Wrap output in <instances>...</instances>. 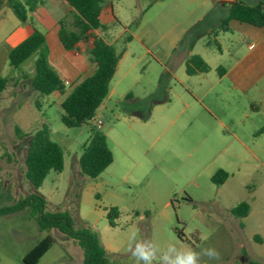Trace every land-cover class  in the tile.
<instances>
[{"label": "rangeland", "instance_id": "374dc122", "mask_svg": "<svg viewBox=\"0 0 264 264\" xmlns=\"http://www.w3.org/2000/svg\"><path fill=\"white\" fill-rule=\"evenodd\" d=\"M110 1L119 23L108 33L122 37L116 48L124 37H151L152 43L181 32L183 47L189 43L209 71L187 76L183 66L174 70L180 80L176 81L159 73L149 55L143 57L131 70L139 79L130 91L133 99L111 97L102 112L96 110L112 162L89 179L77 172V158L91 124L65 127L60 121L63 96L40 94L30 87L34 56L18 68L7 66L0 72L8 79L0 98V208L26 194H38L47 211H67L75 228L93 230L110 261L118 264H139L128 251L132 232L155 241L162 251L170 243L196 251L213 247L221 259L210 264H264V151L257 152L253 136L264 125V115L252 110L259 100L258 84L243 83L235 90L230 76L217 74V67L226 71L247 52V42L258 49L264 26L231 20L230 30L216 36L218 52L203 43L206 29L227 14L228 6L220 5L221 0ZM20 25L44 36L52 33L35 14ZM12 29L11 23L3 22L0 37ZM132 45L139 46L136 40ZM262 56L264 62V51ZM42 123L62 148L64 167L59 173L50 171L34 189L24 178L28 137L18 138L14 128L29 135ZM217 169L228 173L219 186L210 182ZM239 202H246L249 212L235 218L230 209ZM110 207L119 212L114 227L106 220ZM46 235L54 242L38 264H81V250L73 241L53 229L40 231L26 211L0 215V264H22L26 252Z\"/></svg>", "mask_w": 264, "mask_h": 264}, {"label": "trees", "instance_id": "16d2710c", "mask_svg": "<svg viewBox=\"0 0 264 264\" xmlns=\"http://www.w3.org/2000/svg\"><path fill=\"white\" fill-rule=\"evenodd\" d=\"M73 9L72 28L68 29L64 21L58 22V40L66 51L74 49L77 42L93 37L90 50V59L95 63L94 72L71 87L67 92L63 82L59 79L54 69L47 60L43 48L44 35L34 29L26 38L7 52V63L10 68H18L26 59L34 56L33 74L29 79L30 87L40 94H65L60 102L62 114L61 123L67 128L80 127L92 120L96 110L101 106L108 93L109 82L114 73L120 57L114 47L103 39L93 36L92 31L108 29L100 24L98 15L105 0H64ZM41 0H0V10L5 7L20 22H24L29 13L34 12ZM235 20L255 27L264 26V1L246 4L235 0L228 6L227 14L214 27L206 29L208 36L204 46L215 47L219 52L220 47L216 36L219 32H228L229 22ZM212 36V37H209ZM195 39V38H194ZM129 40V37H127ZM184 40V37H183ZM190 42V41H189ZM189 44V43H188ZM190 46V44H189ZM209 66L197 54H191L185 61V73L193 75L206 73ZM225 69L217 67V74L222 76ZM8 79L0 75V95L7 88ZM39 107L38 103H35ZM18 138L28 137L24 156V178L37 189L41 186L50 171L61 172L64 167L62 148L50 137L48 125L42 123L39 128L26 135L19 127L15 126ZM264 132V125L256 134ZM112 162V153L109 150L105 135L100 129L94 127L90 135L82 144L77 158V168L80 176L89 179L98 177ZM228 174L223 169H217L210 177V182L219 186L224 183ZM46 201L38 194H26L11 206L0 208V215L26 211L34 219L40 231L56 230L73 241L81 250V264H118L110 261L106 250L101 246L97 234L88 227L75 228L73 220L67 211L49 212L45 209ZM249 212L246 202H239L230 209V214L235 218L245 217ZM119 212L115 207H110L106 212V220L110 227L115 226V219ZM54 239L46 235L29 249L22 258V264H38L40 258L52 246ZM246 264H261L250 261Z\"/></svg>", "mask_w": 264, "mask_h": 264}, {"label": "crops", "instance_id": "0c3cea01", "mask_svg": "<svg viewBox=\"0 0 264 264\" xmlns=\"http://www.w3.org/2000/svg\"><path fill=\"white\" fill-rule=\"evenodd\" d=\"M11 14L12 13L8 8L3 7L0 10V30L3 22L7 21L13 25V29L5 37H0V72L2 73L8 66L7 52L34 30V28L25 30L21 27L20 21ZM31 14L37 15L39 20L42 21L46 27L52 28L51 35L44 36L43 48L46 51L48 63L54 69L59 79L62 82L67 81L69 83V85L65 86L67 92L71 87L91 75L95 70L96 65L90 59L93 37L88 36L86 39L77 42L74 49L70 51H66L62 48L58 40V22L60 20L64 21L66 27L71 29L74 16L73 9L64 0H41L37 9L34 12L29 13L28 17ZM98 19L100 24L107 26L108 29L115 23H119V19L113 12V6L110 0H105L102 4ZM108 29L105 31H92L93 36L103 39L106 43L112 45L115 51L120 54L114 73L109 82L107 96L101 106L97 109L99 112H102L106 108L107 102L111 97H114L117 101H130L133 99L130 91L134 86L138 85L139 79L131 73V70L143 57L149 55L152 62L157 64L159 68L158 71H160L159 73L164 74L166 77H172L176 81H180L179 78L175 77L174 70L184 66L185 72V61L191 54H194L189 44H186L185 47H183V37H181V32L168 35L167 37H159L158 40H155L152 43H148V41L151 40V37H129V40H127V37H124V41L119 44V48H116L115 45L120 42L122 37L110 35ZM134 40L137 41L139 46L132 45ZM263 41L264 37H260L257 41L258 49L255 48L256 45L252 42H247V52H245L240 58H237L233 65L220 77L230 76L233 89L235 90L241 89V87L244 86L243 83L246 87L252 84L255 86L258 84L259 100L256 104H253L252 110L254 113H261L264 115V62L262 56L264 46L261 44ZM156 46H158V49L153 52L151 48ZM219 52H221V47ZM199 56L202 58L201 55ZM147 63L150 64V59ZM198 74L203 73L193 75ZM4 77L6 76L4 75ZM169 89L171 90V88ZM4 92L0 95V98ZM62 96L64 98L65 94ZM98 114L99 113L95 112L94 117L89 122L92 127H94L93 120H99ZM20 129L24 130L22 128ZM99 129H101V126ZM257 131L258 129L253 133L254 138L257 139L255 142V148H257L258 153H262L264 151V132L256 134ZM104 135L107 144V136L106 134ZM251 153L256 158L255 153ZM256 159L261 158L257 157Z\"/></svg>", "mask_w": 264, "mask_h": 264}, {"label": "clouds", "instance_id": "9594fccd", "mask_svg": "<svg viewBox=\"0 0 264 264\" xmlns=\"http://www.w3.org/2000/svg\"><path fill=\"white\" fill-rule=\"evenodd\" d=\"M128 251L139 264H153L156 260H159V264H210L221 259L219 251L213 247L196 251L190 246L170 243L162 251L155 241L138 238L136 232L129 237Z\"/></svg>", "mask_w": 264, "mask_h": 264}, {"label": "built area", "instance_id": "2783aa9c", "mask_svg": "<svg viewBox=\"0 0 264 264\" xmlns=\"http://www.w3.org/2000/svg\"><path fill=\"white\" fill-rule=\"evenodd\" d=\"M63 85L64 86H67V85H69V83L67 82V81H64L63 82ZM93 122H94V127L96 128V129H99L100 128V126H101V121H95V120H93Z\"/></svg>", "mask_w": 264, "mask_h": 264}, {"label": "water", "instance_id": "95a60500", "mask_svg": "<svg viewBox=\"0 0 264 264\" xmlns=\"http://www.w3.org/2000/svg\"><path fill=\"white\" fill-rule=\"evenodd\" d=\"M233 3H234V1H229V0H221V1H219V4L222 5V6H224V5L229 6V5H232Z\"/></svg>", "mask_w": 264, "mask_h": 264}]
</instances>
